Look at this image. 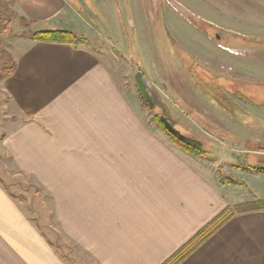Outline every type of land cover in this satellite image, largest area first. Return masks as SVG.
Here are the masks:
<instances>
[{
  "label": "crops",
  "instance_id": "1",
  "mask_svg": "<svg viewBox=\"0 0 264 264\" xmlns=\"http://www.w3.org/2000/svg\"><path fill=\"white\" fill-rule=\"evenodd\" d=\"M13 1L30 28L88 35L69 0ZM11 54L15 71L0 78L12 123L2 145L97 264H161L225 207L264 198V173L250 197L233 198L206 158L149 126L90 41L27 35ZM0 264H71L1 184ZM180 264H264V210L235 213Z\"/></svg>",
  "mask_w": 264,
  "mask_h": 264
},
{
  "label": "rangeland",
  "instance_id": "2",
  "mask_svg": "<svg viewBox=\"0 0 264 264\" xmlns=\"http://www.w3.org/2000/svg\"><path fill=\"white\" fill-rule=\"evenodd\" d=\"M69 1L79 10L87 43L90 41L98 51L121 93L143 120L173 140L155 118L157 113L166 112L176 128L204 141L208 151L197 155L182 148L206 158L233 198L250 197L252 185L260 182L251 166L264 164V101L256 98L257 104L240 98L224 91L221 84L222 76L264 81V0ZM21 16L12 4L0 0V57L8 61L13 58L11 49L16 42L40 29L30 28L29 20ZM192 17L232 32L222 35V40L232 45L239 39L235 33L263 42L255 47L226 48L215 37L216 31L211 36ZM8 19L9 25L5 23ZM185 49L194 60L178 56L184 55ZM137 71L143 72L160 100L153 109L139 93ZM6 100L0 90L1 186L69 263L97 264L67 239L55 219L49 193L33 177L19 172L2 145L12 126ZM221 172L225 175L223 183ZM229 176L244 183L236 184Z\"/></svg>",
  "mask_w": 264,
  "mask_h": 264
},
{
  "label": "trees",
  "instance_id": "3",
  "mask_svg": "<svg viewBox=\"0 0 264 264\" xmlns=\"http://www.w3.org/2000/svg\"><path fill=\"white\" fill-rule=\"evenodd\" d=\"M9 5H14L13 0H6ZM14 14V11H12ZM22 19H25L21 16ZM191 20L199 25L202 29L209 32L210 35L214 36V32L220 33L221 38L217 39L219 43L224 45L225 47H255L262 44V40L257 37L241 35L235 33L236 36L239 37L235 44H230L228 42H224L222 39V35L225 32L232 33L226 29H222L216 26L213 23L202 20L201 18L192 17ZM11 19H8L5 23L8 25L11 23ZM7 25V26H8ZM4 27L3 29L7 28ZM31 37L36 40L42 41H51V42H60V43H87V38L83 35H79L71 30L67 29H46V30H37L33 31ZM172 39V38H171ZM186 50V49H185ZM188 50L185 51L184 55L178 54L181 58H192L194 57ZM184 60V59H183ZM16 64L14 58L10 57V60L4 59L3 56L0 57V77L3 78L7 75L12 74L15 71ZM205 68V67H204ZM206 69V68H205ZM207 70V69H206ZM194 71V70H193ZM226 77V76H222ZM213 78V77H212ZM224 84H221V88L224 91H230L233 95L238 96L240 98L249 100L251 102L259 103V100L264 101V82L262 81H249L245 79H224ZM239 82V83H236ZM243 84V85H241ZM245 86V87H244ZM140 95L142 96L140 90ZM260 96V97H259ZM256 98H260L257 100ZM144 103L150 108L153 109L144 99ZM161 113H157L155 118L157 119V123L166 131V133L173 139V141L180 145L181 147L192 151L197 155L205 154L208 150L205 148L204 141H202V145L187 143L183 139H181L177 134L173 133L168 129L165 125L164 121L160 117ZM252 169L257 173H264V164H258L251 166ZM224 172H221V182H224ZM230 177V176H229ZM232 182L236 184H243L244 182L240 179L230 177ZM257 210H264V198H257L254 200H245L234 204L233 206L225 207L220 213H218L212 220H210L207 224L201 227L191 238H189L185 243H183L180 247H178L167 259H165L161 264H180L187 256H189L194 250H196L199 246H201L213 233H215L225 222H227L235 213H245Z\"/></svg>",
  "mask_w": 264,
  "mask_h": 264
},
{
  "label": "water",
  "instance_id": "4",
  "mask_svg": "<svg viewBox=\"0 0 264 264\" xmlns=\"http://www.w3.org/2000/svg\"><path fill=\"white\" fill-rule=\"evenodd\" d=\"M215 37L216 38H220L221 34L216 33ZM135 77H136V80H137V84H138L139 90H140L142 96L144 97V99L149 101V104L152 107H154L155 105H159L160 104V100L158 99L156 93L152 90L151 85L148 83L149 81L147 80V78L145 77L143 72L137 71ZM150 91L153 92L152 95H151ZM153 97H156V99L154 100ZM161 119L164 121L165 125L168 127V129L170 131H172L173 133L177 134L181 139H183L187 143H193V144L202 145V141L201 140L191 138V137L183 134L178 128H176L174 123L169 119V117H168L166 112H164V114L161 116Z\"/></svg>",
  "mask_w": 264,
  "mask_h": 264
},
{
  "label": "flooded vegetation",
  "instance_id": "5",
  "mask_svg": "<svg viewBox=\"0 0 264 264\" xmlns=\"http://www.w3.org/2000/svg\"><path fill=\"white\" fill-rule=\"evenodd\" d=\"M219 34H220V33H219ZM227 48H229V47H227ZM205 68H206L207 70H209L207 67H205ZM231 78H232V79H235V78H239V77H229V76H226V77H225L226 80L231 79ZM239 79H241V78H239ZM150 90H151V89H150ZM150 92H151V91H150ZM152 93H153V92H151V95H152ZM153 99L155 100L156 97H153ZM146 102L149 104V101L146 100ZM149 105H150V104H149ZM150 106H151V105H150ZM156 106H157V105H155L154 107H156ZM151 107H152V106H151ZM154 107H152V108H154ZM163 114H164V112L162 111L160 117H161Z\"/></svg>",
  "mask_w": 264,
  "mask_h": 264
}]
</instances>
